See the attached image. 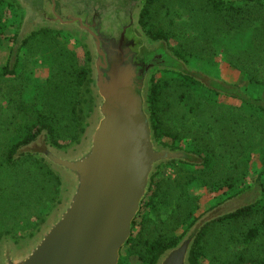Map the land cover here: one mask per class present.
<instances>
[{
	"label": "water",
	"instance_id": "95a60500",
	"mask_svg": "<svg viewBox=\"0 0 264 264\" xmlns=\"http://www.w3.org/2000/svg\"><path fill=\"white\" fill-rule=\"evenodd\" d=\"M141 12V7L134 9L107 46L83 19L71 25L90 55L92 112L86 113L79 141L68 147L53 145L43 130L18 148L14 158L28 153L42 158L60 176L63 192L32 236L1 241L0 264H119L154 177L175 162L203 163L195 152L157 139L149 102L152 79L169 71L209 88L212 82L236 86L190 69L165 39L154 40L145 32ZM61 169L73 176L72 182L60 175ZM251 190L198 217L155 264H192L191 253L204 227L250 205L245 196Z\"/></svg>",
	"mask_w": 264,
	"mask_h": 264
},
{
	"label": "trees",
	"instance_id": "16d2710c",
	"mask_svg": "<svg viewBox=\"0 0 264 264\" xmlns=\"http://www.w3.org/2000/svg\"><path fill=\"white\" fill-rule=\"evenodd\" d=\"M157 0H148L145 3L141 13L140 22L145 32L154 40L165 39L171 49L180 58L188 61V58L197 56L199 42H203L202 51L210 56H215L221 51L224 53L227 63L238 69L246 76L251 84H260L264 80V0H197L194 2L193 19L195 20L196 30L199 32L192 37L191 45L178 40V45H171V38L178 39L174 31L157 29L148 26L147 22L150 7ZM193 20V22H194ZM182 25H184L182 23ZM38 34L49 35L57 39L60 34L54 31H43ZM33 36L30 39L36 37ZM29 39V40H30ZM243 45H239V40ZM24 42V45L29 42ZM200 46V47H201ZM21 48V47H20ZM87 58L84 63H79L73 53L68 54L62 50L55 64L52 66L51 75L42 84L38 83L36 88L41 91V95L32 96L31 99L23 95L25 88L23 81L17 80V73L13 69H6L4 74L16 75L13 79L14 90L9 94L5 106L9 111V126L16 128L17 135L21 141L14 142L8 151L7 159L10 160L16 154V150L35 139L43 130L48 131L49 139L57 147H68L71 142L79 141L85 131L86 115L85 105L90 102L94 104V98L91 94V68L90 55L86 53ZM166 72V71H165ZM168 73V72H167ZM177 74V73H175ZM180 78L202 85L195 79L177 74ZM163 81L158 82L156 76L153 77L150 87V107L152 112V122L156 137L164 145L169 146L162 141V136L168 132L164 130L165 120L161 117L162 112V94ZM235 85V84H234ZM204 86V85H203ZM236 88H228L217 82L211 83V88L206 87L208 92H215L217 95H225L240 101L243 107H227L225 112L212 115L213 124L222 119V127L219 133L210 129L209 125L204 130V125L197 129L200 141L194 150L204 160L201 164L191 165L181 163L192 168L193 175L190 182L206 187H217L238 192L241 186L245 184L249 174L251 160L257 153L262 155V168L258 175L260 189L263 192V199L250 205L244 206L237 211L228 214L216 221L207 224L199 234L191 253L192 264H264V255H253L250 253L235 254L234 259L211 255L210 242L208 236L215 231L225 235L224 249L229 245L252 244L256 238L264 232V146L256 147L254 141L264 142V100L262 98H251L238 85ZM38 90V91H39ZM215 103L212 100L206 104ZM184 107V106H183ZM211 107L205 108V112ZM213 110V109H210ZM196 111V107H195ZM243 111V112H242ZM92 112V109L89 110ZM235 112V113H233ZM197 112L191 108L183 115L182 119L188 115ZM243 126L245 129L242 135L238 132L239 114H247ZM168 122V121H167ZM254 122V125L251 123ZM258 124H260L258 126ZM208 125V124H207ZM251 127L249 131L247 127ZM172 136L171 134H168ZM175 141L176 136L173 135ZM258 137V138H257ZM67 140L66 144H61L59 140ZM206 141H209L206 143ZM225 141H242L241 145L232 142L230 146L233 150H225ZM261 142V143H262ZM177 141L172 148H182ZM188 150V149H187ZM228 161L222 166V160ZM43 164V163H42ZM172 164H169V166ZM43 167L46 165L43 164ZM50 180L54 188L58 191L60 186L59 179L47 168ZM161 172L154 179L149 194L142 203L141 211L134 221L133 235L127 245L121 252L119 264H128L132 255H137L138 259L145 264H155L159 256L167 249L175 246L187 229L198 218H195L194 211L198 207V197L189 189V181L171 196L175 187L165 185V179L159 178ZM169 182V181H168ZM170 184V182H169ZM178 186V185H177ZM252 189V188H251ZM249 190V189H248ZM241 192V191H240ZM239 192V193H240ZM243 193V192H242ZM237 194V193H236ZM174 198V200H173ZM175 202V203H174ZM173 204H176L173 206ZM181 213L177 227L183 226L182 233L174 230H162L156 233L154 230H148L144 233L148 223L152 221L153 215L163 217L167 215L169 219L174 218L176 213ZM154 218V216H153ZM241 220L244 224L237 230H234L231 223ZM41 221H44L43 218ZM163 221V220H162ZM231 226V227H230ZM246 246V245H243ZM239 252V251H237Z\"/></svg>",
	"mask_w": 264,
	"mask_h": 264
},
{
	"label": "rangeland",
	"instance_id": "374dc122",
	"mask_svg": "<svg viewBox=\"0 0 264 264\" xmlns=\"http://www.w3.org/2000/svg\"><path fill=\"white\" fill-rule=\"evenodd\" d=\"M193 1L196 2L197 0H157L150 7V14L147 20L149 22L148 26L153 27L152 30L156 31L157 29L174 31L178 39L171 38V45H178V40H180L181 42H185L188 45L187 47H189L193 35L199 33L196 30L197 26L193 19L195 15ZM21 15L22 12L14 0H0V244L4 238L24 241L32 236L43 223L41 219L45 220L56 208V205L60 203L63 192V183L60 176L37 155L28 153L14 159H7L10 146L16 141H21L22 137L20 138L17 135L16 128L9 126V111L5 106L8 96H10L9 94L14 90L11 84L16 75H6L4 71L8 68L16 71V79L23 81L25 88L23 95L31 99L32 96L41 95V91L36 88V85L44 83L50 77L52 66L55 64L54 59L59 56L62 50L68 56L73 53L81 64L86 60V53L88 52L75 26L60 28L61 33L57 39H53L49 35L38 34L36 37L30 39L27 44L18 48L17 44L20 43L21 34L23 33V30L20 29ZM121 23V20L110 18L103 25L111 29L114 27L113 31H111V34H114V32L117 33L121 30ZM41 25L50 26L48 23H42ZM197 29L200 30L199 28ZM201 45L204 46V43H198L199 54L197 56L199 58L190 57L188 61L183 59L190 69L203 72L215 79L238 85L251 98H262L264 100V80L260 84H251L246 76L227 63L222 51L215 56H210L202 51ZM239 45H243L241 40H239ZM16 49L18 52H16ZM177 74L169 71L168 73L158 72L155 74L158 82H164V85H162L163 102L161 117L165 120L164 130L172 135H163L162 141L169 146L174 145L178 141V144L183 149L194 150L199 143H201L199 144L201 146L204 143V141H200L199 134L196 132L199 127L202 130V125H204V130H206V127L211 125L209 126L210 129L213 127L214 129L212 130L216 131V133H219L223 129L222 119L218 120V123L213 124L215 120L211 118L212 115L225 112L224 109L227 107H234L236 109L237 107H243V105L240 101L231 97L217 95L212 91L208 92L203 85L180 78ZM210 100L215 103L207 105L206 102ZM206 106L211 107L210 109L213 110L208 109L205 112ZM189 108L197 112V114L193 113L182 119ZM246 115L250 116L249 113L245 115L239 114L237 119L240 135H242V131L245 129L243 123L245 117L248 118ZM251 124L254 125V122ZM247 128L249 131H252L250 126ZM173 135L179 140L175 141ZM49 141H53L52 138ZM59 141L64 145L67 140L60 139ZM232 142H236V145H241L242 143V141H225L226 151L233 150L230 147ZM261 142L258 139V141H254V144L256 147H262L264 146V142ZM69 144L72 145L74 142ZM14 156L15 153L12 157ZM227 161L228 155L226 154V159L222 160V166ZM42 163L46 166L43 167ZM47 168L60 181L58 191H56L50 180ZM261 168L262 155L257 153L251 160L250 174L245 184L240 187L241 192H234L227 187L218 189L217 187H206L191 183L192 168L176 162L170 166L163 167L159 178L165 179V185L175 187V190L171 193V196H174V198L176 192L178 191L180 194L181 187L189 181V189L198 197V207L194 211V216L197 218L220 204L226 202L231 204L228 200L237 197L240 193L251 188L253 190L252 194L250 195L249 192L245 196V202L255 203L256 201H261L263 199V192L258 182ZM61 171L63 173L60 175L65 180L72 182L73 176L65 170L61 169ZM175 205L173 204V206ZM180 215L179 211L172 219H169L167 215H163L161 218L153 215L154 218L151 216L152 221L148 223L144 233H147L148 230H154L158 234L162 230H174L177 233H182L183 226L177 227ZM243 224L244 222L238 220L231 223V226L234 230H237ZM223 236L225 235L221 236L218 231L212 232L208 236L211 255L222 257L221 261H224L226 258L230 260L231 258L234 259V255L237 253H248V256H251L249 255L250 253L257 256L264 255V232L250 246L249 244L238 246L240 243L234 240V243L237 245L231 244L226 249H224L223 244L226 237ZM128 264L145 263L143 260L138 259L137 255H132Z\"/></svg>",
	"mask_w": 264,
	"mask_h": 264
},
{
	"label": "flooded vegetation",
	"instance_id": "af4514ba",
	"mask_svg": "<svg viewBox=\"0 0 264 264\" xmlns=\"http://www.w3.org/2000/svg\"><path fill=\"white\" fill-rule=\"evenodd\" d=\"M148 0H14L18 5L21 15L20 29L21 41L17 47H22L24 42L43 31L61 33L60 27L71 26L75 19H83L84 23L100 34L105 45L112 42L110 27L103 23L107 19L121 20L123 28L128 24L134 9L145 6ZM142 13V12H141ZM48 23L53 26H40ZM39 25V26H38ZM115 33V32H114ZM16 52L18 50L16 49ZM88 113L91 109L90 102L85 105ZM18 150V149H17ZM16 150V152H17ZM253 190L250 191V195Z\"/></svg>",
	"mask_w": 264,
	"mask_h": 264
}]
</instances>
